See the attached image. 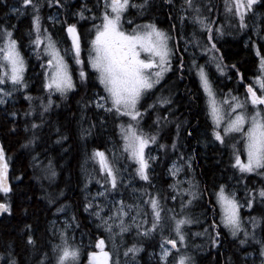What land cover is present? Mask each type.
Here are the masks:
<instances>
[{
  "label": "snow or ice",
  "instance_id": "obj_1",
  "mask_svg": "<svg viewBox=\"0 0 264 264\" xmlns=\"http://www.w3.org/2000/svg\"><path fill=\"white\" fill-rule=\"evenodd\" d=\"M49 7L53 2L61 5V0H46ZM163 3L174 6L175 0H163ZM225 17L231 18L235 23L231 27L243 30L248 27V14L255 15L257 5H264V0H223ZM16 7L11 11L16 14H30L31 28L29 30V44L32 46L38 60H43L41 69L43 70V90L47 96L37 98L39 103V120L31 122L30 127L33 135L28 138L23 147H35L39 136L35 130L41 128L44 124V117L54 105L53 94L58 93L61 98H66L69 92H74L77 84L73 78V70L67 57H71L76 66V73L81 85L87 86L90 79H94L101 86L103 94L93 93L83 107L93 105L97 110H103L111 114L121 122L117 124L122 141V155L128 161L134 163V175L140 180L150 182V161H155V155L146 154V149L150 145H157L159 149L165 150L166 145L159 143L160 131L167 126L170 108L163 115L157 116L153 121L155 131L145 132L141 121L149 110L155 111L159 106H170L172 100L162 94L156 95L153 90L164 79L165 73L172 69V58L178 49H175L171 41L172 33L162 29L152 21L146 19L144 22L135 23L133 19L127 18L129 9H136L137 15L141 16L148 12L152 7V0H103V7L100 15L86 16L85 13H91L86 5H80L78 10L73 12L82 20L91 19L93 21L88 30L86 40L87 61L82 59V36L78 32L76 23H67L64 29L67 37L70 38V47L60 48V41H57L49 30L41 24L40 9L42 4L40 0H17ZM205 12H211L209 5L203 4L200 0H182L179 8L178 19L183 27L185 24L192 26L191 39L189 44H194L201 48L205 53H215L219 49L216 46L215 36L225 35L223 24L213 27L215 21L205 15ZM49 20H54L52 16ZM99 21L96 23L95 21ZM60 23V21L55 20ZM125 24L129 27H125ZM14 27V26H13ZM176 26L172 25L175 30ZM264 31V28L261 29ZM183 39V35L180 36ZM204 38L202 45L200 40ZM264 39V37H260ZM252 47L256 49L255 42ZM187 46L185 47V51ZM259 57L257 73L252 77V82L244 85L246 91L241 98L239 95H228L218 93L216 85L209 71V63H214L216 71L225 74L226 65L218 62L214 55L209 56V60L204 65H199L195 60L191 63L199 80V86L204 94L206 112L211 120V137L215 142L230 149L231 167L240 174H256L264 177V55L260 50H256ZM223 57H219L222 60ZM179 67L183 68V59L180 58ZM233 68L235 65L232 66ZM26 68L25 58L22 55L17 39L13 36L12 29L7 25H0V104H6L7 98H11L14 91L27 89L24 73ZM88 69L92 71L89 72ZM237 76L240 73L237 71ZM242 79V77H241ZM155 95L151 103H147V98ZM25 100L29 101V109L24 115L32 116L33 97L25 94ZM146 105V106H145ZM57 107L59 105H56ZM12 117L16 112L9 113ZM126 118V119H125ZM83 120V117H81ZM103 123V121L101 122ZM95 125H90L87 129L81 126L80 137L86 138L92 134ZM177 136L179 135L180 124H176ZM29 126L26 124L24 131L27 132ZM10 133H15L17 128L13 126ZM191 135V133H189ZM68 140V136L60 133L57 129L56 144H62ZM231 141V143H229ZM173 152L178 150V140L174 138L170 145ZM33 166L40 168L43 173V179L54 180L57 176L51 159L47 165L39 159V153L33 156ZM90 159L98 165L101 179H97L103 191H98L96 197H105L106 193L115 191L123 180V172L127 170L124 165L117 167L119 160L116 153L110 158L105 151L93 149ZM9 160L5 147L0 145V193L7 197L12 188L9 184ZM193 157L185 158L183 155L177 156V160L169 166L168 172L173 177V183L169 188L179 195L187 194V199H181L179 213L174 209H167L161 205L159 195L144 193L148 199L143 201L150 209L149 213L141 211V205L137 202L126 203L123 199L114 200L108 209L107 215H102L104 208L99 203L88 201L85 203V210L93 209L92 214L100 221L99 226L104 227L109 233L108 239L114 240L115 237H122L124 233L129 232L131 224L125 222V217H130L131 223L135 224L137 235L147 237L160 231L163 242L160 244L159 260L161 264H196L194 258L181 253L177 244L186 247L185 226L199 221L193 220L189 215V208L194 201L202 198L199 191V185L194 184L189 173L193 170ZM187 169V171H186ZM186 179H178L181 174ZM19 179V177H17ZM91 180L92 177L89 176ZM187 183V187L183 185ZM142 191V190H134ZM62 195V193H61ZM173 195V200L177 199ZM216 205L220 209L219 223L215 219L211 221L208 227L203 231L209 233V242L215 247L221 243L219 225H223L229 234L238 239L241 246L252 244L258 245L256 252L260 257V264H264V238L257 239L255 230L264 224V216H241L243 205L239 202L236 192L229 189L227 185L220 184L212 193ZM248 199L245 201L247 207L251 209L253 204L259 200L264 203V185L259 188H252L247 192ZM95 200V197L93 198ZM49 203H56L50 199ZM57 212H64L65 206L60 205L56 208ZM0 212L10 213L11 206L5 200L0 202ZM165 212L167 215H165ZM135 213V214H133ZM215 215V209H213ZM140 217L143 223L137 222ZM169 223L165 224V220ZM245 219L251 224L253 229L249 232L245 225ZM75 221V217L72 218ZM150 224V227L145 225ZM30 229V225H26ZM70 227L66 223L65 228ZM116 229H119L117 232ZM167 229L169 236H164L163 232ZM242 233L243 238H240ZM193 235H202V233H193ZM60 243L55 244L51 249V255L48 252L38 251V259L35 264H80L81 250L76 245L74 239L70 242L65 231L59 234ZM27 244L35 245L34 236L29 232L27 235ZM167 245H171L168 248ZM95 250L87 252V264H120L117 251V259H113V253L106 250L105 238H97L94 245ZM176 249V253L172 252ZM142 250L136 244L128 247L124 256L128 257L131 253L133 257ZM249 255V253H246ZM171 257V258H170ZM5 264H20L13 253H8Z\"/></svg>",
  "mask_w": 264,
  "mask_h": 264
},
{
  "label": "trees",
  "instance_id": "obj_2",
  "mask_svg": "<svg viewBox=\"0 0 264 264\" xmlns=\"http://www.w3.org/2000/svg\"><path fill=\"white\" fill-rule=\"evenodd\" d=\"M102 2L103 0H83L81 4L91 9V13H85V15L100 14ZM208 2L210 3L206 4H210L213 9L210 13L205 12V14H208L210 18L223 19L224 26H228V32L216 44L220 57H223L222 63L227 66L225 74L215 77L214 67L210 68V71H213L211 74L216 91L224 93L231 90L232 94L243 98L245 89L242 82L247 81L256 73L258 65L252 47L249 44H244V38L252 35L250 20L247 18L248 27L239 34L238 26H229L226 17L221 16L223 0H208ZM40 3L42 4L40 10L42 26L47 28L56 39L68 45L67 33L64 30L66 25L48 20L47 15L54 9L64 13L67 23L75 22V20L66 14V9L56 5L55 2L47 13L46 0H40ZM61 3L65 6L64 0H61ZM181 3L180 0L179 5ZM152 4L153 7L140 17V20L151 19L159 27L172 33L171 44L175 43L174 47L177 43L181 44L184 39L180 38L182 34L172 29V25L178 27V22H180L177 13L178 7L166 5L163 0H152ZM15 6H17V0H0V25L9 26L13 31L14 38L18 41L26 62L24 77L27 89L14 91L12 97L7 98L6 104H0V143L5 147L7 156L10 157L9 184L12 188L7 197L0 193V202L6 200L11 206V212L3 213L0 217V264H5L8 253H13L20 264H35L39 258L37 250L48 252L51 255L52 247L60 243L59 234L61 231L66 232L70 242L74 239L76 245L80 247V264H87V252L95 249L94 243L97 238H105L106 250L113 253L114 260L117 259L115 253L119 252L120 264H124L121 262V258L125 250L133 244L142 247L137 264H161L158 254L163 240L159 230L150 236L143 237L137 235V229L131 224L129 232L124 233L122 237H115L113 241L108 239L109 233L105 231L104 227H98L100 221L92 214L93 211L85 210L84 205L88 202L89 191L96 186L95 179L100 174L98 165L90 159L93 149L105 151L106 155L111 158V148H121L122 141L117 127L120 120L105 113L102 109L97 110L93 105L83 107L92 94L101 93L102 88L94 79H90L87 86L81 85L71 57H67V59L70 69L73 70V78L77 84L76 90L69 92L66 98H61L58 93L53 94L54 105L45 115L43 126L35 130V134L40 137L37 145L34 148L23 147L26 140L33 135L34 130L30 127L31 122L40 123V100L37 98H43L47 96V93L42 86V59L38 60L35 53H30V50L33 49L29 44L28 35L31 28V16L30 14L23 16L14 14L11 9ZM73 8L75 11L78 10L77 2ZM255 11L264 17V5H257ZM134 15V10L129 9L127 18L135 19L137 16ZM228 20L231 24L235 23L230 17ZM92 23L86 19L77 24L78 32L82 36V59L85 61L87 60L86 40ZM250 41L252 42V39ZM255 42L263 51L264 42L262 40ZM176 49L178 48L176 47ZM177 54L179 55V53ZM208 57L209 53H204L201 58L208 59ZM188 62L189 59L184 57L182 69L179 67L180 63L174 64L172 67L174 70L170 71L154 89L156 95L164 94L169 97L172 104L165 105L163 108L158 106L155 111L149 110V114H146L141 121L145 132L151 133L155 131L153 121L156 117L163 115L170 108L169 122L160 131L158 137L159 143L165 144L167 147L165 150L159 149L157 159L150 163V182H143V190L148 194H158L165 210L172 208L177 212L180 201L178 197L176 201L171 198L173 194L169 184L173 180L168 177L166 170L172 159L179 155H183L185 158L193 157L192 166L195 171V179L200 183L203 195L189 208V215L199 223H193L190 227L188 226L187 230L190 231L191 228L203 235L193 238L200 241L202 246L190 249V256L194 258L196 264H260L259 256L244 257L246 253H257L258 245L250 242L242 247L238 239L232 237L228 230L223 228V225H219L221 243L213 247L209 242V233L203 231L213 219L219 223L220 209L216 205L212 193L220 184H225L236 192L237 199L243 205L240 210L242 217L264 216V203L257 200L251 209L245 203L249 198L247 192L252 188L264 185V179L258 176V185L254 187L252 174H240L231 167V155L223 145L215 144L204 147L200 144L202 141L200 134L211 132V120L206 112L204 94L199 86L198 76ZM233 65H235L234 68ZM88 71L92 70L88 69ZM237 71L240 76H237ZM239 79L241 80L239 81ZM238 81L239 83H237ZM25 94L33 97V107L36 110L33 111L32 116L24 115V112L29 109V101L25 100ZM154 99L155 95L148 97L147 103H151ZM11 112H16L17 115L12 117L9 115ZM102 121L103 123H101ZM177 123L180 124L178 136ZM26 124L29 126L27 132L24 131ZM93 124L95 127L92 129V134L81 139V126L87 129ZM13 126L17 128V131L10 133L9 130ZM57 129L60 130V133L68 136V140L62 144L55 143ZM174 138L181 144L176 152H173L170 147ZM37 153H39L40 161L45 165L51 159L57 172L54 180L43 179L40 168L33 166L32 158ZM116 155L119 166L123 165L125 160L120 155ZM132 175L133 166L130 165L123 174L125 183L119 185L120 187L124 184L129 190V195L122 191H116L113 195L114 198L129 199V196L132 195L131 185L133 183L138 185ZM89 176L92 177L91 180ZM128 180L131 181L130 184L126 183ZM96 187L98 188V186ZM50 199L55 200L56 203H49ZM60 205L65 206L64 212L56 211ZM213 209H215V215ZM106 212L107 209L104 210V214ZM165 215H167L166 212ZM73 217H75V221L72 220ZM66 223L70 224L67 229L65 228ZM26 225H30V229ZM149 226L150 224L147 227ZM116 231L118 232V230ZM29 232L34 236L35 245L27 244ZM257 234L260 238H264V224L261 225L260 232ZM163 235L169 236L170 233L165 229ZM240 238H242L241 234ZM193 239L191 240L193 241Z\"/></svg>",
  "mask_w": 264,
  "mask_h": 264
},
{
  "label": "rangeland",
  "instance_id": "obj_3",
  "mask_svg": "<svg viewBox=\"0 0 264 264\" xmlns=\"http://www.w3.org/2000/svg\"><path fill=\"white\" fill-rule=\"evenodd\" d=\"M82 1H83V0H64V4H65V6H63V8L66 9V14H69V15L72 17V19L75 20L76 25H77L82 19H80V18L77 17V16H73V11H75V10H73V9H74V8H73V5L75 6V2H77L78 5L80 6V5H82V4H81ZM181 1H182V0H181ZM200 2L203 3V4L210 3V2H208V0H200ZM175 3H176V2H175ZM61 5H63V3H61ZM206 5H209V6H210V4H206ZM17 6H18V5H17ZM175 6H177V7H178V10H179L180 5H179V4H178V5L175 4ZM15 7H16V6H15ZM102 7H103V2H102ZM41 8H42V7H41ZM49 8H50L49 6L46 8V13L49 11ZM212 9H213V8H211V10H212ZM221 9H222V10H221L222 14H221V12H220V14H221L222 17H225L224 3H223V5H222V8H221ZM40 10H41V9H40ZM133 10H134V12H135V15H134V16H137V17H135V19H133L134 22H135V23H141V22H144V21H141V20H140V17L144 16L145 13H144L143 15H141V16H138V15H137V10L134 9V8H133ZM23 15H24V14H20V15H18V16H23ZM94 15L98 17L100 14H98V15H97V14H94ZM178 15H179V12H178ZM205 15L208 16V14H205ZM49 16H52V17L54 18V20H50V21L55 22V20H58V21H60V23H58V24L66 25V24L63 23L64 21H67L66 16H64V13H63V12H60V11H57V10L52 9L51 11H49L47 17H49ZM86 16H92V15H90V14H86ZM247 18L250 20V21H249V25H250V30H251V34H252V35H251L250 37H248V38H247V37L244 38V44H245V45H248V44H249V45L252 47V43L255 42L256 40H262V41L264 42V39H260V37H264V31H261V29L264 28V17H263L259 12L255 11V15H253V14H248V17H247ZM210 19H213V20L215 21L213 27H216V26H219V25L223 24V27H224V31H225V33L228 32V26H224L223 19L220 20L219 18H217V19H219V20H217L216 17H215V18H210ZM48 20H49V19H48ZM87 20H89L91 23L93 22L91 19H87ZM75 22L71 21L70 23H75ZM95 22L98 23L99 21L97 20V21H95ZM227 23L229 24V26L231 25V23L229 22L228 18H227ZM91 26H92V25H91ZM91 26H90V28H91ZM125 27H126V28L129 27V25L125 24ZM181 27H182V26H181ZM77 29H78V27H77ZM182 29H184L185 31H188V30L192 29V26H191L190 24H185V25L182 27ZM192 30H193V29H192ZM244 30H245V29H243V30H239V34H241L242 31H244ZM52 36H53V35H52ZM223 36H224V35H223ZM53 37H54V36H53ZM54 38H55V37H54ZM221 38H222V36H215V34H214V39H215V43H216V44H217L218 41L221 40ZM55 39H56V38H55ZM185 39H186V43H185V44H187V47H188V45H189V44H188V38L186 37ZM241 39H242V38H241ZM250 39H252V42L250 41ZM56 40H57V41H60V40H58V39H56ZM200 42H201V44L203 45V44L205 43L204 38H201ZM173 43H174V42H173ZM70 44H71V40H70V38H68V45H66L65 43H63L62 41H60V48H61V49H64L65 47H70ZM255 44H256V49H254L253 47H252V49L254 50V53H255V55H256V50H257V49L260 50V48H259V45H258L257 42H255ZM172 46L174 47V46H175V43H174ZM182 47L185 48L186 46H182ZM174 48L176 49V47H174ZM180 49H181V48H180ZM181 50H182V49H181ZM182 52H183V51H182ZM260 52H261L262 55H264V50H263V51L260 50ZM30 53H31V54H34L33 49L30 50ZM177 53H178V52L176 51V52H175V55H174L173 58H172V67H173L174 64H175V65H178V63H179V55H178ZM184 53H187V54H191V55H192V59L190 60V64H189L190 66H191V63H192L193 60H195L196 63L199 64V65H204V64L206 63V61L209 60V57H208V59H206V58L202 59V58H201L202 55L204 54V52L201 50V48L196 47L194 44H190L189 49L186 50V51H184ZM211 55L216 56V57L218 58V62L222 63V60H219L220 55H219L218 52H215V53H209V56H211ZM256 57H257V55H256ZM257 60H259V57H257ZM86 61H87V60H86ZM42 62H43V60H42ZM222 64H223V63H222ZM257 66H258V65H257ZM212 67H214V72H213V71H210V68H212ZM208 68H209L210 73H212V72L215 73V75H216L215 77L221 75V73H219V72L216 71V68H215V64H214V63H209ZM172 70H174V68H172L170 71H172ZM192 70L195 71L194 68H193ZM42 71H43V70H42ZM170 71H169V72H170ZM169 72L165 73L164 79H165L166 75H167ZM195 72H196V71H195ZM256 73H257V71H256ZM164 79H163V80H164ZM163 80H162V81H163ZM162 81H161V82H162ZM239 81H240V79H239ZM239 81H238L237 83H239ZM161 82H160V83H161ZM251 82H252V80H251ZM153 92H155V91L153 90ZM229 92H230V91H229ZM229 92H224V93H222V94H224V95H228ZM98 93H100V92H98ZM162 93H164V91H162ZM100 94H103V91H102ZM162 95L165 96V97H167V96L164 95V94H162ZM231 95H234V94L231 93ZM125 119H126V118H125ZM120 122H121V121H120ZM200 138L202 139V141H200V144L203 145L204 147H206L207 145L212 146V145H215V144H220L219 142H215V141L212 139V137H211V132L201 133V134H200ZM229 143H231V141H229ZM179 145H181V144L178 143V146H179ZM223 147L227 149V152H228V153H230V149H229V148H227V147H225V146H223ZM110 151H111V152H110L111 157L113 156V153L115 152L116 154L120 155V156L125 160V162H123V165H124L126 168H128V166H130V165L133 166V175H132V176L135 177V178H134V181L138 183V185H136V184H134V183L131 185V188H132V193H131V194H132V195L129 196V199H126V200H124L123 198H122V199H123L126 203H128V204H132V203H134V202L139 203V204L141 205V209H140V210L149 213V216H148V219H149V218L151 217V216H150L151 209H150V207H149L147 204H144V203H143V201H145V200L148 199V196H147V195H144V193H145V191L143 190V182H144V181L140 180L139 177H137V176L134 175V168H135L134 163L131 162V161H128V160L125 158V156L121 154V153H122V145H121V148H117V149H112V148H111ZM145 151H146V154H149V152H150L151 155H155V156L157 157V154H158V152H159V148H158L157 145L153 144V145H150L149 148H147ZM176 160H177V157H175L174 159H172V161H171L170 164L168 165V168H169V166L173 163V161H176ZM150 163H152V161H150ZM117 167H119V164L117 165ZM168 168H167V170H166V173H167L168 177H170V178L173 180V177H172V176L169 174V172H168ZM186 171H187V169H186ZM125 172H126V171H124L123 174H125ZM189 175L192 177V181H193V183L199 185V191L201 192V186H200V183L195 179V171H194V169L189 173ZM246 175H250V174H246ZM260 178H261V179H264V177H261V176H260ZM97 179H101V174H99V175L96 177V179H95V184H96V186H98V188L95 186L92 190H90V191H89L90 193H89V195L87 196V199H88V201H93L94 204H95V203H99V204L104 208V210L107 209L106 214H104V211H103V213H102V215H107V214H108V209L111 207L112 202H113L114 200H121V199H117L116 197L114 198V196H113L114 193H115L116 191H122L123 193L125 192V193H127V195H129V190H128V189L126 188V186L123 184L122 186L118 187L115 191H111V190H110L109 192H107L105 197H96L95 194H96L98 191H103V189L101 188L100 184H98V183L96 182ZM178 179H186V177H185V175L182 173V174L180 175V177H178ZM126 183H127V184H130L131 181L128 180ZM172 183H173V182H172ZM187 186H188L187 183H185V184L183 185V187H185V188H186ZM134 190H142V191H134ZM170 191L172 192L173 195H177V194L174 192L173 189H170ZM236 196H237V195H236ZM94 197H95V200H93ZM177 197L179 198V201L181 202V199H184V200L187 199V194H186V193H182V194L177 195ZM100 198H102V199H100ZM238 200H239V199H238ZM173 201H176V200H173ZM239 202H240V200H239ZM240 203H241V202H240ZM178 205H179V209H178V211H177L176 213H179V212L181 211V209H180V203H179ZM106 207H107V208H106ZM171 209H172V208H171ZM91 211H94V208L91 209ZM248 211H250V210H248ZM133 214H135V213H133ZM247 217H249V216H246L245 218H247ZM125 222L128 223V224H132V223H131V220H130V217H125ZM137 222H138V223H143L142 220L140 219V217H137ZM168 223H169V221L166 219V220H165V224H168ZM132 225L134 226V228H136L135 224H132ZM148 225H149V224H148ZM148 225H145V227H147ZM191 225H192V224H191ZM191 225H187V226H185V233H186V247H185V246H181V245H179V243L177 244V248L180 250V252H181V253L186 252L187 255H190V254H189L190 249H192V248H194V247L200 248V247L202 246V243H201L200 241L198 242V241H196V240L193 239V238H196V237L198 236V235H193V233H198V232H196L194 229H191V228H190V231L187 230L188 226L190 227ZM245 225L247 226L249 232H252V231H253V229H252V227H251V224L247 221V219H245ZM149 227H150V226H149ZM116 230L119 231V229H116ZM168 232H169V231H168ZM255 232H256V234H257L258 232H260V228H257V229L255 230ZM202 235H203V234H202ZM202 235H200V236H202ZM241 235H242V233H241ZM256 236H257V239H260V236H259L258 234H257ZM242 238H243V236H242ZM191 239H193V241H192ZM113 241H114V240H113ZM161 243H162V242H161ZM94 245H95V243H94ZM110 246H111V245H110ZM245 246H246V245H243L242 247H245ZM137 247H139V246H137ZM167 247H168V248H171V245H167ZM94 250H95V249H94ZM92 251H93V250H92ZM160 251H161V249H160ZM160 251H159V254H160ZM176 251H177L176 249H172V252H173V253H176ZM140 252H141V251H139V252L135 255V257H133L131 253L129 254L128 257H125L124 254H123V255H122V258H121V262L124 263V264H137V263H138V255L140 254ZM159 254H158V255H159ZM255 256H258V254H257V253L250 252L249 255H246V256H244V257L254 258ZM253 261H254V260H253Z\"/></svg>",
  "mask_w": 264,
  "mask_h": 264
},
{
  "label": "flooded vegetation",
  "instance_id": "obj_4",
  "mask_svg": "<svg viewBox=\"0 0 264 264\" xmlns=\"http://www.w3.org/2000/svg\"><path fill=\"white\" fill-rule=\"evenodd\" d=\"M175 2L176 3H174V6H175V4H179V2H180V0H175ZM174 8V7H173ZM178 12H179V10H178ZM177 12V13H178ZM147 13V12H146ZM145 13V14H146ZM181 23L180 22H178V27H176L175 28V30H173V31H176V32H178L179 34H182L183 35V37H184V39L182 40V43L181 44H176V47L179 49L177 52L179 53V63H180V58H182L183 60H184V57H187V59H189V62H188V64H190V60L192 59V55L191 54H187V53H184V51H185V48L184 47H182V46H187V44H185L186 43V37L188 36V41H189V39H191V33H192V29H190V30H188V31H185L184 29H182L181 27ZM181 32V33H180ZM189 44V43H188ZM178 45H180L179 47H178ZM189 47H190V44L188 45V47H187V50L189 49ZM182 50H181V49ZM183 51V52H182ZM254 75H256V73L255 74H253L251 77H250V79H247V81H245L244 80V82H242L244 85H246V84H249V83H251V80H252V77L254 76ZM241 80V79H240ZM241 83V82H240ZM243 85V86H244ZM244 89H245V87H244ZM245 91H246V89H245ZM253 175V185H254V187H256L257 185H258V182H257V179H258V175H256V174H252Z\"/></svg>",
  "mask_w": 264,
  "mask_h": 264
},
{
  "label": "water",
  "instance_id": "obj_5",
  "mask_svg": "<svg viewBox=\"0 0 264 264\" xmlns=\"http://www.w3.org/2000/svg\"><path fill=\"white\" fill-rule=\"evenodd\" d=\"M0 145H1V143H0ZM8 178H9V173H8ZM4 212H0V217H1V215L3 214Z\"/></svg>",
  "mask_w": 264,
  "mask_h": 264
}]
</instances>
